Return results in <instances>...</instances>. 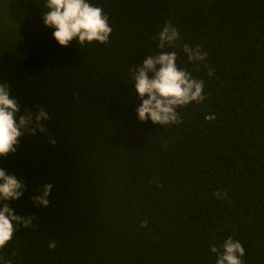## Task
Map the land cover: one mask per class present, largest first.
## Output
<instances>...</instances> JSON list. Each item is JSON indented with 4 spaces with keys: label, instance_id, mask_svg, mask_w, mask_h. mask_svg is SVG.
<instances>
[{
    "label": "trees",
    "instance_id": "16d2710c",
    "mask_svg": "<svg viewBox=\"0 0 264 264\" xmlns=\"http://www.w3.org/2000/svg\"><path fill=\"white\" fill-rule=\"evenodd\" d=\"M90 2L109 16V42L65 47L44 24L46 0H0V82L21 114L50 116L47 134L0 158L27 186L11 206L38 218L0 264H216L210 247L228 237L244 264H264V0ZM166 22L181 38L164 51L204 81L205 100L163 126L139 119L132 76L160 52ZM185 44L207 59L189 62ZM45 184L50 205L37 207Z\"/></svg>",
    "mask_w": 264,
    "mask_h": 264
},
{
    "label": "clouds",
    "instance_id": "9594fccd",
    "mask_svg": "<svg viewBox=\"0 0 264 264\" xmlns=\"http://www.w3.org/2000/svg\"><path fill=\"white\" fill-rule=\"evenodd\" d=\"M47 11L43 13L44 24L54 28L53 37L61 46H69L76 41L80 46L85 43L109 42L112 27L109 16L102 7L96 6L90 0H46ZM180 32L166 22L158 36L160 52L148 56L142 66L133 70L132 81H135V91L139 94L142 104L137 108L138 117L147 122L150 118L154 124L167 126L181 123L178 109L196 102L205 100L203 80L194 78L186 69L177 64V53L164 51L171 48L180 40ZM183 51L189 62H202L207 59L208 53L199 45L195 48L185 44ZM147 97V98H145ZM18 100L12 96V90L7 82H0V158L14 155L25 135L35 136L37 132L47 134L45 121L50 116L43 106H38L36 112L26 110L21 114ZM49 142L55 145L54 138ZM52 184H45L38 193L31 197L37 207H48ZM27 186L16 175L9 174L0 166V249H3L13 239L15 232L21 226L35 230L38 225L33 221L35 215L20 216L11 205L21 200ZM218 199L220 191L213 193ZM145 220L141 227H147ZM57 247L55 241L49 242V250ZM222 251L216 245L210 251L216 254V264H244L245 249L242 243L228 237L222 244Z\"/></svg>",
    "mask_w": 264,
    "mask_h": 264
}]
</instances>
